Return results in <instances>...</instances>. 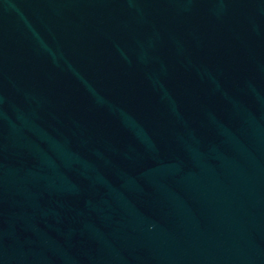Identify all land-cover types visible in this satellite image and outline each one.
Returning a JSON list of instances; mask_svg holds the SVG:
<instances>
[{
	"label": "water",
	"instance_id": "95a60500",
	"mask_svg": "<svg viewBox=\"0 0 264 264\" xmlns=\"http://www.w3.org/2000/svg\"><path fill=\"white\" fill-rule=\"evenodd\" d=\"M0 264H264V0H0Z\"/></svg>",
	"mask_w": 264,
	"mask_h": 264
}]
</instances>
